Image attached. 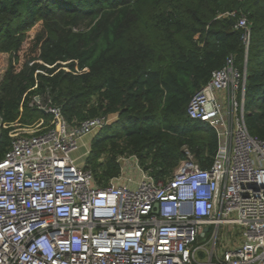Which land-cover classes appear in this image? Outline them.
I'll use <instances>...</instances> for the list:
<instances>
[{"label":"trees","instance_id":"obj_1","mask_svg":"<svg viewBox=\"0 0 264 264\" xmlns=\"http://www.w3.org/2000/svg\"><path fill=\"white\" fill-rule=\"evenodd\" d=\"M234 13L233 15H225ZM246 19L249 42L233 26ZM0 160L16 131L58 107L70 125L116 119L91 138L84 168L99 187L135 156L155 181L186 148L202 168L213 130L186 114L191 96L231 58L245 68L244 123L264 139V0H0Z\"/></svg>","mask_w":264,"mask_h":264},{"label":"built area","instance_id":"obj_2","mask_svg":"<svg viewBox=\"0 0 264 264\" xmlns=\"http://www.w3.org/2000/svg\"><path fill=\"white\" fill-rule=\"evenodd\" d=\"M233 29L247 47L245 17ZM245 82L228 58L187 104L188 118L215 133L208 167L184 148L171 176L155 181L121 156L104 187L72 154L108 119L70 125L35 97L49 126L16 134L0 160V264H264V139L244 123Z\"/></svg>","mask_w":264,"mask_h":264},{"label":"rangeland","instance_id":"obj_3","mask_svg":"<svg viewBox=\"0 0 264 264\" xmlns=\"http://www.w3.org/2000/svg\"><path fill=\"white\" fill-rule=\"evenodd\" d=\"M1 64H5L6 63V58H1L0 59ZM115 114H112V115H109V122L110 123L112 120V118H114ZM50 122H47V123H43V122H40V121H32L30 127L31 129L30 130H26L23 132L24 135H31V134H36V133H39V132H42L46 129L47 126H49ZM17 133L16 134H21V132H18L16 131ZM97 132V131H96ZM96 132H92L91 134L89 135H86L84 136V142H85V145L82 146V145H79L78 149L72 154L73 157H76L77 159V162L78 163H83L87 154L85 153L86 150L89 149V142L91 140V138L95 135ZM22 135V134H21ZM125 176L127 177H133V178H137V172H135L134 170H128L126 173H125Z\"/></svg>","mask_w":264,"mask_h":264},{"label":"crops","instance_id":"obj_4","mask_svg":"<svg viewBox=\"0 0 264 264\" xmlns=\"http://www.w3.org/2000/svg\"><path fill=\"white\" fill-rule=\"evenodd\" d=\"M107 119H108V122H109V117H107ZM116 119V115L114 116V118H112V120H110L111 122L112 121H114ZM79 145H82V146H84L85 145V142H84V138H81L80 140H79ZM79 147V146H78ZM76 158V157H75Z\"/></svg>","mask_w":264,"mask_h":264},{"label":"water","instance_id":"obj_5","mask_svg":"<svg viewBox=\"0 0 264 264\" xmlns=\"http://www.w3.org/2000/svg\"><path fill=\"white\" fill-rule=\"evenodd\" d=\"M205 230H206V229H205ZM205 230H204V231H205Z\"/></svg>","mask_w":264,"mask_h":264}]
</instances>
